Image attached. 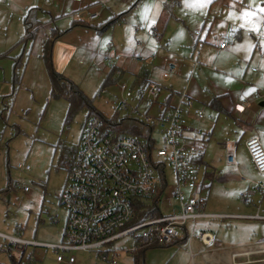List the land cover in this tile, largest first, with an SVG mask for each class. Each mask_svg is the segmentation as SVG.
I'll return each instance as SVG.
<instances>
[{"label": "rangeland", "instance_id": "rangeland-1", "mask_svg": "<svg viewBox=\"0 0 264 264\" xmlns=\"http://www.w3.org/2000/svg\"><path fill=\"white\" fill-rule=\"evenodd\" d=\"M136 1L128 0L121 8L124 19L107 29L73 30L72 19L89 21L88 15L96 10L101 14L89 22L98 26L107 17L106 8L91 11L84 8L80 12L79 4L72 0H0V234L45 243L60 241L66 217L65 209L59 204L66 182L62 160L75 149L80 128L90 110L108 120L116 112L120 117L126 114L138 117L145 113L144 103L137 106V111L114 105L124 99L120 86L129 88L130 77L140 66L145 65L150 80L164 87L160 98L171 92V103H175L179 93H186L198 101L206 114H212L220 122L226 116L210 106L209 99L213 95L233 98L237 94L240 103L243 94L251 91L252 77L264 72V0H210L208 3L180 0L174 10L179 20H171L161 37L158 29L156 35L151 29L158 19L150 16L154 0L133 6ZM32 6L40 8L38 19L44 24L38 31L32 30L36 34L25 44L19 42L24 34L23 15ZM51 28L62 33L55 38L56 31ZM51 39L54 71L84 94L86 105L74 90L69 89L68 95H57L63 85L56 87L55 94L51 93L52 82L42 56L46 46L50 48L47 42ZM221 40L227 45L226 50L219 49ZM108 43L110 49L105 48ZM15 56L18 57L15 59ZM103 56L109 58V63L102 60ZM165 56L175 60L179 74L174 71L162 78L161 60ZM14 60L19 62L15 67ZM111 65L123 67L127 76L105 86L103 80ZM262 96L256 90L254 99ZM125 101L130 106L135 104V98ZM155 138L160 146L159 136ZM243 140L238 150H243ZM18 164L29 169L18 168ZM219 169H224L233 179L220 185L226 189L217 185V179L212 181L206 211L249 214L261 205L264 213V190L255 189L252 202L243 203L239 198L241 190L255 185L235 179L238 173H244L239 168L223 165ZM164 171L165 189L159 197L146 203L150 214L158 213V209L162 214H169L180 208L172 195L175 186L172 169L166 164ZM56 214L59 221L52 223L50 218ZM195 223L197 228L201 226L214 236L215 242L210 247L193 245V251L199 252L191 259L183 243L150 246L145 249L144 264H245L243 251L264 247V219L228 215L197 219ZM6 243L0 237V245ZM128 244V239L122 238L107 246L119 248L115 263L101 260L93 251H73V264H135V253L124 250ZM232 252L240 255L231 258ZM0 264L67 263L57 262L49 248L26 245L20 259L18 252L3 245Z\"/></svg>", "mask_w": 264, "mask_h": 264}, {"label": "built area", "instance_id": "built-area-1", "mask_svg": "<svg viewBox=\"0 0 264 264\" xmlns=\"http://www.w3.org/2000/svg\"><path fill=\"white\" fill-rule=\"evenodd\" d=\"M81 2L82 0H73ZM94 4L105 5V0H92ZM99 16L95 11L90 20ZM154 31V26H152ZM220 42L219 47H225ZM110 44L106 48H110ZM104 60H109L105 57ZM177 70L175 61L169 57L162 60V78ZM124 99L114 103L116 108L137 111L141 103L145 113L137 115L149 130L144 135L120 133L113 124L98 115L88 116L79 131L76 149L71 160H65L66 182L59 196V204L65 209L66 217L62 238L57 243L25 240L15 236L0 234L6 240L5 248L13 246L23 249L26 245L51 249L57 262L73 264V251H93L100 259L115 263L119 248L107 246L122 238L129 244L124 250L136 252L144 246L166 245L181 238L184 232L209 246L213 243L212 233L204 230L186 229V222L212 216L204 212L206 199L201 194L202 182L198 178L196 159L197 146L186 134L188 117L212 120L202 108L186 93H179L176 103L166 108L158 101L164 87L148 81L143 85L120 86ZM135 98L134 106L127 105L125 99ZM243 102V105L247 104ZM159 136L161 145L157 144ZM245 151L254 169L264 174V145L257 136L244 142ZM226 163L235 165L234 147L225 143ZM172 169L175 179L173 198L179 203V210L139 218V213L149 209L147 201L165 189L167 178L165 165ZM18 168L29 169L22 164ZM157 174V175H156ZM255 185L247 187L239 194L243 203H250L255 189L264 190V183L250 180ZM28 188L25 186L24 190ZM189 190L186 193L185 190ZM159 197V196H158ZM259 217L258 214L253 215ZM58 215L50 218L57 223ZM0 245V246H3ZM240 254H232V258ZM31 262L32 257L29 256ZM34 259V258H33Z\"/></svg>", "mask_w": 264, "mask_h": 264}, {"label": "crops", "instance_id": "crops-1", "mask_svg": "<svg viewBox=\"0 0 264 264\" xmlns=\"http://www.w3.org/2000/svg\"><path fill=\"white\" fill-rule=\"evenodd\" d=\"M84 1V2H82ZM81 2H75L72 0L73 3L79 4L77 9L81 10L80 12H84L85 10L91 11L95 10L97 7H103L106 8L104 13H106L107 17L100 21V24L98 26H94L92 23H90L89 18L87 20L83 19H72L71 20V29H86V30H93V29H107L110 26H112L115 22L121 21L124 19V11L121 9L124 4L128 2V0H105V5H99L94 4L92 0H82ZM116 1V2H114ZM144 0H137L136 3L133 6H136L137 4L143 3ZM112 3V4H111ZM180 0L177 1L174 5L172 4V0H154L151 11L152 14L151 19L157 17V22H154L156 26H154V35H156L157 29L159 30L160 34L159 36H163L165 29L166 32L168 30V25L171 20H179L177 15L175 14L174 10L176 7L179 6ZM165 5L169 6V9L167 10L165 8ZM85 10H82L84 9ZM40 8L38 9V12H40ZM97 11V10H96ZM38 12L36 13V18H38ZM95 12V11H93ZM99 12V11H98ZM92 13V12H90ZM101 13H99L100 15ZM89 16V15H88ZM99 17V16H98ZM97 17V18H98ZM52 19L54 17H51ZM95 18V19H97ZM44 24V22H42ZM54 31L58 32L56 28ZM158 32V33H159ZM60 34L62 32H59ZM159 36H156L157 38ZM159 39V38H158ZM222 42V40L220 41ZM111 45V44H110ZM111 47V46H110ZM106 48V46H105ZM227 45L225 47L220 48V50H226ZM110 49V48H107ZM106 56H103L102 60L109 63V60H104ZM166 57V56H165ZM164 58V57H163ZM162 58V60H163ZM171 58V57H170ZM173 59V58H171ZM161 60V62H162ZM174 60V59H173ZM136 62L138 60H135ZM175 61V60H174ZM162 65V64H161ZM116 66V65H114ZM111 67V66H110ZM110 67L108 68L105 76L110 70ZM119 69L123 71L122 77H126V71L123 67L116 66ZM162 68V66H161ZM142 71L147 72V77L150 80L149 77V70L145 65H142L139 67L137 72L132 73V76L130 77V83L132 85H137L138 83H134L135 76L141 74ZM177 74L180 72L178 69L175 71ZM260 74L258 76L252 77V88L251 91H249L247 94H243V98L241 99V102L239 103L240 99L239 96L236 94L234 97H228V96H221L216 95L212 96L211 99H209L208 104L212 106L214 109L218 110L226 116L225 119L221 120L220 122L216 117H213L212 114H206L211 115L213 117L212 120H206V119H198L194 115H190L188 117V127L189 129L186 131V134L195 142L197 146V152H196V159L198 163V178L202 182V188H201V194L206 199V205H207V197L208 194L211 192L212 188V181L216 180L217 185L222 188H227L225 186H220L227 184L230 180L233 178L230 177L229 174H227L224 169H219L220 166L223 165L225 167H232L241 169L244 173L240 172L235 177L236 180L239 181H250L255 180L258 182H264V178L260 179V174L258 173L254 167L252 166L251 162L249 161V158L247 156V153L245 151L244 142L247 138L252 136H257L261 143L264 145V72H259ZM105 78V77H104ZM192 81H195L194 78H190ZM256 90H259L262 92V97L258 99H254V94ZM171 94V92L169 93ZM168 94V95H169ZM164 97L163 99L158 97V101L161 105H163L166 108H169L173 106L175 103H171V97ZM160 96V95H159ZM251 96V98H249ZM256 96H260L256 94ZM190 97V96H189ZM223 97V98H222ZM244 97H248V99H244ZM195 101V106L203 108L201 105L198 104V101L194 98H192ZM247 101L248 103L243 105V102ZM203 110V109H202ZM197 135L199 137H197ZM241 138H244L243 140V150H238V144L241 140ZM231 142L234 147V157L236 164L235 165H228L226 163V154H225V143ZM238 150V151H237ZM236 153H238L236 155ZM225 159V160H224ZM224 168V167H223ZM257 174V175H256ZM247 187V185H246ZM243 189V188H242ZM245 190V189H244ZM186 193H189V190H185ZM243 190H241L242 192ZM225 192V191H224ZM240 192V193H241ZM252 202V201H251ZM250 202V203H251ZM206 205L204 208V212L206 214L212 215V216H206V217H200L197 219H206V218H212V217H222V216H228L233 215L234 217H243V218H252V219H264V213H261L262 206H257L255 213H241V214H229V213H221L220 211H206ZM258 214L259 217H254L253 215ZM196 219V220H197ZM59 221V220H58ZM191 228H194V230H203V228L200 226V228H197L195 220L194 222H189V225L186 223V229L190 230ZM206 231V230H204ZM209 232V231H207ZM211 233V232H210ZM4 234V233H2ZM63 234V228L60 236V240L62 238ZM6 235V234H5ZM15 236L21 239H26L21 236L16 235H10ZM1 237V236H0ZM214 237V236H213ZM4 239V238H3ZM5 241V239H4ZM36 241V240H34ZM215 242V239L213 243ZM186 244L187 248L190 252V257L193 259V257L199 252L198 249L197 252L193 251V245H199L201 247H210L202 244L200 241H198L195 238H189L187 237V234L184 232L181 238L177 239L172 244ZM14 251L18 252L20 254V259L23 256V253L26 249V246L23 249L16 248L15 246L12 247ZM11 250V249H10ZM53 252V251H52ZM54 253V252H53ZM238 253V252H232V254ZM240 254V253H238ZM242 254V253H241ZM243 254L245 255V259L243 263L250 264V263H264V247L257 248V249H251V250H245L243 251ZM252 254L260 255L256 258L251 259ZM55 255V254H54Z\"/></svg>", "mask_w": 264, "mask_h": 264}, {"label": "trees", "instance_id": "trees-1", "mask_svg": "<svg viewBox=\"0 0 264 264\" xmlns=\"http://www.w3.org/2000/svg\"><path fill=\"white\" fill-rule=\"evenodd\" d=\"M178 0H172V4L174 5L175 3H177ZM165 8L168 10L169 6L165 5ZM38 12V9L36 7H30L27 9V11L25 12V15H23V26H24V34L22 35V37L19 39V42L23 43L25 42V44L28 42V40H30L36 33L32 32V30L34 29L35 32L38 31V29L40 28V26L42 25V22L36 18V13ZM52 30H54V28H51ZM54 37L56 38L58 35H60L59 32H56L55 34H53ZM52 37V38H54ZM52 39L50 41L47 42V44H50V48H48L46 46L45 51L43 52V58L45 61V64L47 65L48 71H49V75H50V79L52 82V89H51V93L55 94V89L56 87L59 85H63L62 87L59 88L60 92H56L57 95H60L61 93H65L67 94V91L70 90H74L76 91L80 98V101L83 105H86L85 102L87 100V98L84 96V94L80 91H77L75 89V86L69 82L66 78H64L63 76H60V74H58L56 71H54L52 64H51V53H52V47H53V43H52ZM24 44V45H25ZM15 56L14 58L16 59ZM18 62V61H17ZM17 62H15L14 60V65L13 67L17 66ZM19 63V62H18ZM122 73L123 71L121 69H119L118 67L111 65L109 72L107 73V75L105 76L104 80H103V84L105 86L108 85H112L114 83H116L121 77H122ZM57 80V82H56ZM149 81L148 77H147V72L146 71H142L141 74L135 76L134 79V83L137 82V85H143L145 83H147ZM137 85H132V87L137 86ZM172 93L168 95V97H171ZM93 115H98L100 118L105 119L104 117H102L101 115H99L98 113L94 112L93 110H90L89 113H87V116H93ZM114 116V117H113ZM112 119L108 120L109 122H111L115 128L116 131L124 134V133H131V134H135V135H144V132L146 133L149 130V127H145L141 122V120L137 117H132L129 116V114L124 115L123 117H120L119 114L116 112L115 115H113ZM76 149V146H75ZM75 149L70 151L69 153H67L64 157V159L62 160V166L65 169L64 166V161L65 160H71ZM61 166V167H62ZM161 190L158 192V194L156 195L157 197L160 195ZM158 213H152L150 214V210L146 209V211H143L141 213H139L140 217L139 218H143L145 216L148 215H157ZM172 244V243H171ZM169 245V244H166ZM150 246H159V245H150ZM150 246H144L140 249H138L136 252H134V259H135V264H144V253H145V249L150 247ZM161 246H165V245H161Z\"/></svg>", "mask_w": 264, "mask_h": 264}, {"label": "snow or ice", "instance_id": "snow-or-ice-1", "mask_svg": "<svg viewBox=\"0 0 264 264\" xmlns=\"http://www.w3.org/2000/svg\"><path fill=\"white\" fill-rule=\"evenodd\" d=\"M202 2L208 3V2H210V0H202Z\"/></svg>", "mask_w": 264, "mask_h": 264}]
</instances>
